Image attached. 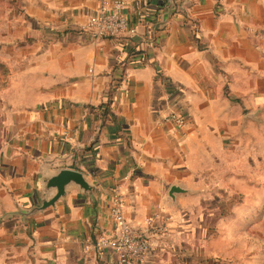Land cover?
<instances>
[{
	"label": "crops",
	"instance_id": "0c3cea01",
	"mask_svg": "<svg viewBox=\"0 0 264 264\" xmlns=\"http://www.w3.org/2000/svg\"><path fill=\"white\" fill-rule=\"evenodd\" d=\"M167 1L27 0L29 54L5 88L14 120L0 139V218L38 204L43 177L63 168L85 172L97 200L72 189L26 221H0V264H119L98 246L114 229L118 191L136 227L154 214L170 223L144 264H191L202 189H218L219 171L243 185V117L264 107V0H190L157 29ZM118 2L130 21L124 35L94 40L82 31L100 7ZM155 36L158 46L149 42ZM142 41L153 58L130 62ZM112 88L116 121L104 123L94 107ZM172 109L189 118L186 127L164 120ZM175 183L192 193L174 202Z\"/></svg>",
	"mask_w": 264,
	"mask_h": 264
},
{
	"label": "rangeland",
	"instance_id": "374dc122",
	"mask_svg": "<svg viewBox=\"0 0 264 264\" xmlns=\"http://www.w3.org/2000/svg\"><path fill=\"white\" fill-rule=\"evenodd\" d=\"M26 2L0 0V139L9 131L7 121L14 120L5 91L16 63L29 54L23 43L33 35L26 27ZM258 125L249 120L240 136L243 185L240 179L238 185L235 179L219 178V171L212 182L218 189H202L191 219V264H264V126Z\"/></svg>",
	"mask_w": 264,
	"mask_h": 264
},
{
	"label": "built area",
	"instance_id": "2783aa9c",
	"mask_svg": "<svg viewBox=\"0 0 264 264\" xmlns=\"http://www.w3.org/2000/svg\"><path fill=\"white\" fill-rule=\"evenodd\" d=\"M122 8L124 2H118L113 7L103 5L96 15L89 19L82 31L94 40L124 35L129 30L130 21L120 10ZM164 120L176 128H183L189 124V118L176 109L167 113ZM125 208L124 197L118 191L111 208L114 229L110 235L99 239L98 246L110 249L116 255L119 264H144L151 240L156 237L167 238L171 234L170 223L161 221V215L154 214L147 217L143 228H138L126 217Z\"/></svg>",
	"mask_w": 264,
	"mask_h": 264
},
{
	"label": "water",
	"instance_id": "95a60500",
	"mask_svg": "<svg viewBox=\"0 0 264 264\" xmlns=\"http://www.w3.org/2000/svg\"><path fill=\"white\" fill-rule=\"evenodd\" d=\"M189 2L190 0H183L182 5H179L177 0H168L161 14L157 29H166L173 16L179 11V8L185 9L189 5ZM155 34L156 31L153 35ZM263 111L264 107L247 112L243 117L244 128L247 126L249 120L254 121L256 124L264 123ZM72 189H77L79 192L85 193L92 202H96L97 200V185L91 181L85 172L72 168H63L43 177L38 204L28 208L20 207L15 212L6 213L0 218V221L17 216L22 217L26 221L27 218L34 217L50 207H56L58 201L68 198L69 192ZM186 193H192V191L175 183L170 188L169 196L174 202H177V198Z\"/></svg>",
	"mask_w": 264,
	"mask_h": 264
},
{
	"label": "trees",
	"instance_id": "16d2710c",
	"mask_svg": "<svg viewBox=\"0 0 264 264\" xmlns=\"http://www.w3.org/2000/svg\"><path fill=\"white\" fill-rule=\"evenodd\" d=\"M162 1H166V0H162ZM157 22L158 21L155 19L153 21L154 25H156ZM149 42L154 44V46H158L159 45V38L156 36L152 37V38H150ZM128 53H129V57H128L129 60L132 58V60H130V62L138 63V64L148 63L154 56L153 52L151 51V49L148 46L146 48H144L143 41L140 42L139 44H137L136 46H133V47L131 46V49ZM126 62H128V61H125L124 63L117 64V66L121 65L124 68H126L127 67ZM115 87H116L115 91H117V89H118L117 85ZM113 91H114V89L112 88L108 92L109 98H107V100H105V102L101 106L94 107L100 112V117L104 123L116 121V116H115V113H114L113 108H112L113 99H111V97L113 95ZM169 92L172 95V98H171V101H172L173 96H175L177 93L172 88L169 89ZM176 104L179 105L177 101H176Z\"/></svg>",
	"mask_w": 264,
	"mask_h": 264
}]
</instances>
